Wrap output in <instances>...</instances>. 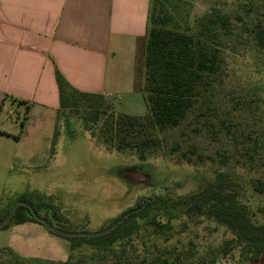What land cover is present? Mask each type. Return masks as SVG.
Listing matches in <instances>:
<instances>
[{"label": "rangeland", "instance_id": "rangeland-1", "mask_svg": "<svg viewBox=\"0 0 264 264\" xmlns=\"http://www.w3.org/2000/svg\"><path fill=\"white\" fill-rule=\"evenodd\" d=\"M180 1L176 18L194 27L197 19L213 7L234 16L238 7L252 0ZM230 46L227 77L217 89L219 118L216 134H199L192 127L169 132L164 137L163 148L145 163L132 151L109 150L93 138L77 117L69 121L57 118L56 123L55 112L50 111L44 118L35 114L24 126L27 108L7 102L1 113L0 130L11 133L12 137H0V224L19 198L32 196L37 204L44 202L41 217L48 216L52 225L58 224L52 215L56 211L63 214L60 225L67 232H101L110 228L128 209L136 207L142 198L161 194L165 187H169L166 190L170 195H186L200 190L203 183L219 171H230L247 178L264 177V165L258 169L256 166L260 162H256L254 168L246 166L249 163L242 157L243 145L235 142L240 141L243 134L264 129V59L244 43L232 42ZM254 92L261 97L256 103L258 107L253 106L258 117L235 111L236 101L251 98ZM116 100L115 109L123 111L125 100ZM144 104L134 115L147 113ZM22 126L23 143H19L16 138ZM226 128L232 132L231 137L225 135ZM54 130L57 140L52 152ZM174 146H177L176 150ZM183 152L192 158V163L182 159ZM137 165H145L148 172L137 171L134 169ZM242 165L244 168L240 169ZM252 202L255 210L264 206V195L255 194ZM258 218L264 221L262 215ZM173 222L172 228L145 238L147 246L135 256L139 259L164 256L162 258L168 259L169 264H180L175 258L182 252L183 262L190 264L195 259L209 260L216 256L225 240L233 237L224 227L211 221L177 217ZM15 249L32 258L61 261L69 256L71 241L50 232L44 224L11 223L0 228V258L10 259V252L16 253ZM168 249L172 252L165 253ZM217 259V264H250L240 261L236 250ZM254 264H264V256Z\"/></svg>", "mask_w": 264, "mask_h": 264}, {"label": "trees", "instance_id": "trees-1", "mask_svg": "<svg viewBox=\"0 0 264 264\" xmlns=\"http://www.w3.org/2000/svg\"><path fill=\"white\" fill-rule=\"evenodd\" d=\"M180 4V0H150L143 48L142 91L147 107L144 116L117 113L103 94L78 90L56 69L60 100L58 120L81 119L84 128L102 145L118 153L132 151L142 163L163 148L164 137L169 132L192 127L199 134H216L217 89L227 77L230 43L249 45L264 59V0L243 3L234 16L213 7L197 19L194 27L176 18ZM260 99L256 92L251 98L239 99L235 111L258 117L253 106L258 107L256 103ZM219 121L224 123L221 118ZM225 135L231 137L230 129L226 128ZM56 140L57 132L52 152ZM232 140L235 141V137ZM235 142L243 145L241 154L249 163L246 166L254 168V164L260 162L258 169L264 165V129L243 134L241 140ZM182 159L193 162L185 152ZM144 166L137 165L134 169L147 173ZM243 168L244 165L240 167ZM166 189L169 187L161 194L142 198L136 207L128 209L111 224L110 227L127 216L109 233L95 237L64 236L71 241L70 254L65 261L24 258L11 250L10 259L0 258V264H169L164 256L139 259L135 255L147 246L145 238L172 228L177 217L214 222L233 236L225 240L216 256L209 260L195 259L190 264H217L219 256L226 257L234 250L238 251L240 261L250 264L258 263L264 256V221L258 218L259 214L264 218V206L255 210L252 202L255 194L264 195V177L247 178L219 171L196 192L173 196ZM31 197L22 196L18 201L27 202L41 217L44 202L37 204ZM52 215L58 223L56 226L64 230L60 225L63 214L55 211ZM42 218L51 223L48 216ZM28 222L40 223L27 206L21 205L3 228L11 223ZM168 251L171 250L165 253L172 252ZM183 257L180 252L175 259L185 264Z\"/></svg>", "mask_w": 264, "mask_h": 264}, {"label": "crops", "instance_id": "crops-1", "mask_svg": "<svg viewBox=\"0 0 264 264\" xmlns=\"http://www.w3.org/2000/svg\"><path fill=\"white\" fill-rule=\"evenodd\" d=\"M149 7L150 0H0V117L10 102L27 108L24 126L50 111L57 123L56 69L78 90L103 94L114 109L116 99L125 100L123 111H115L137 116L145 103ZM23 134L22 126L19 143ZM0 137L12 135L1 129Z\"/></svg>", "mask_w": 264, "mask_h": 264}, {"label": "water", "instance_id": "water-1", "mask_svg": "<svg viewBox=\"0 0 264 264\" xmlns=\"http://www.w3.org/2000/svg\"><path fill=\"white\" fill-rule=\"evenodd\" d=\"M24 205L27 206L29 208V210L31 211L33 217L38 220L40 223L44 224L50 231L52 232H56L59 233L63 236H67V237H79V236H83V237H95V236H100V235H104L106 233H109L110 231H112L118 224L122 223L125 221L126 217L121 218L120 220H118L112 227L103 230L101 232H95V233H87V232H67L65 230H62L60 228H58L57 226L52 225L50 222H48L47 220L41 218L33 209V207L31 205H29L27 202H23V201H19L17 202L13 209L11 210V212L8 214L7 218L0 224V228H3L12 218V216L15 214V212L17 211L18 207Z\"/></svg>", "mask_w": 264, "mask_h": 264}, {"label": "flooded vegetation", "instance_id": "flooded-vegetation-1", "mask_svg": "<svg viewBox=\"0 0 264 264\" xmlns=\"http://www.w3.org/2000/svg\"><path fill=\"white\" fill-rule=\"evenodd\" d=\"M42 218V217H41ZM44 219V218H43ZM49 222V221H48Z\"/></svg>", "mask_w": 264, "mask_h": 264}]
</instances>
